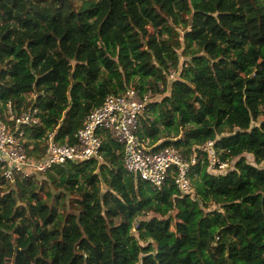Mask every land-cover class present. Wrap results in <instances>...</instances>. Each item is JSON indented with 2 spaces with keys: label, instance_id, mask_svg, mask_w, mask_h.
<instances>
[{
  "label": "trees",
  "instance_id": "obj_1",
  "mask_svg": "<svg viewBox=\"0 0 264 264\" xmlns=\"http://www.w3.org/2000/svg\"><path fill=\"white\" fill-rule=\"evenodd\" d=\"M74 1L0 0V115L38 110L27 157L50 132L74 144L133 88L152 95L143 142L186 156L213 142L230 169L214 175L204 153L190 194L171 178L153 190L108 134L100 161L12 183L0 166V264H264V0Z\"/></svg>",
  "mask_w": 264,
  "mask_h": 264
},
{
  "label": "built area",
  "instance_id": "obj_2",
  "mask_svg": "<svg viewBox=\"0 0 264 264\" xmlns=\"http://www.w3.org/2000/svg\"><path fill=\"white\" fill-rule=\"evenodd\" d=\"M151 98L150 92L141 97L133 88L116 96H107L101 106L92 109L84 118L74 135V144H60L54 140V133H48L40 159L27 157L22 130L39 124L38 110L30 109L15 115L7 104L0 115V166L4 180L12 183L16 175L31 178L69 161H100L105 134L121 147L125 171L148 183L153 190L162 188L171 178L181 194H190V171L204 153L209 171L216 176L228 174L230 166L218 158L213 142H208L199 149V153L189 156L172 147L154 151L155 144L143 142L138 136L139 118L144 115Z\"/></svg>",
  "mask_w": 264,
  "mask_h": 264
},
{
  "label": "rangeland",
  "instance_id": "obj_3",
  "mask_svg": "<svg viewBox=\"0 0 264 264\" xmlns=\"http://www.w3.org/2000/svg\"><path fill=\"white\" fill-rule=\"evenodd\" d=\"M80 3V0H76V1H74V5H78ZM51 5H52V8H53V11L55 12V13H58V11H59V5L57 4V3H52L51 2ZM175 76H176V74H174L173 72H172V76H170L169 78L170 79H174L175 78ZM34 96L32 95V94H30V95H28V98H33ZM157 99H159V98H157ZM247 161L248 162H252V160H251V158L249 157V156H247Z\"/></svg>",
  "mask_w": 264,
  "mask_h": 264
}]
</instances>
